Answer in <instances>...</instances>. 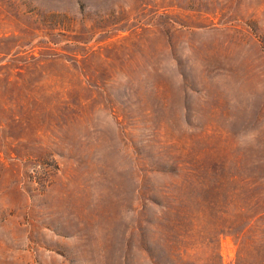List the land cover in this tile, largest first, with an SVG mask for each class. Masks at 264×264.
<instances>
[{
    "label": "rangeland",
    "instance_id": "rangeland-1",
    "mask_svg": "<svg viewBox=\"0 0 264 264\" xmlns=\"http://www.w3.org/2000/svg\"><path fill=\"white\" fill-rule=\"evenodd\" d=\"M0 264H264V0H0Z\"/></svg>",
    "mask_w": 264,
    "mask_h": 264
}]
</instances>
